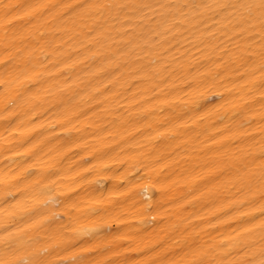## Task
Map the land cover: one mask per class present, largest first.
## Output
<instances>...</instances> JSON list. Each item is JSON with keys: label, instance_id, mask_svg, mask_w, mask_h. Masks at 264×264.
<instances>
[{"label": "snow or ice", "instance_id": "1", "mask_svg": "<svg viewBox=\"0 0 264 264\" xmlns=\"http://www.w3.org/2000/svg\"><path fill=\"white\" fill-rule=\"evenodd\" d=\"M0 129V264H264V0H0Z\"/></svg>", "mask_w": 264, "mask_h": 264}, {"label": "bare ground", "instance_id": "2", "mask_svg": "<svg viewBox=\"0 0 264 264\" xmlns=\"http://www.w3.org/2000/svg\"><path fill=\"white\" fill-rule=\"evenodd\" d=\"M222 89H214L211 93L207 95V107H212L215 104L220 103L219 96L222 93ZM51 113H48L45 117L46 119H51ZM0 132H2V129H0ZM183 154V153H181ZM3 167V157H0V168ZM132 175H135V173H132ZM94 189H96L98 192L103 191L105 194H107V189H110L112 187V180L111 179H105L102 180L99 184H95ZM151 192L145 193L144 197L147 199V196L151 195ZM191 211V209H189ZM187 215V213H185ZM160 217H157L156 221H153L151 219L146 220L143 224L139 225V227L144 230V234L153 232L155 230L156 232H159L161 228L165 226V224L169 223L167 220H165L164 224L159 223Z\"/></svg>", "mask_w": 264, "mask_h": 264}]
</instances>
